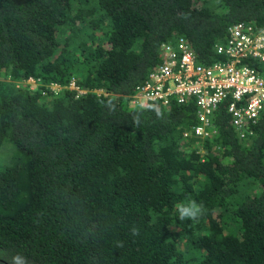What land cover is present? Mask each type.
I'll list each match as a JSON object with an SVG mask.
<instances>
[{
  "label": "trees",
  "instance_id": "obj_1",
  "mask_svg": "<svg viewBox=\"0 0 264 264\" xmlns=\"http://www.w3.org/2000/svg\"><path fill=\"white\" fill-rule=\"evenodd\" d=\"M239 20L264 0H0V264H264V107L202 138L193 99L129 104L163 42L211 63Z\"/></svg>",
  "mask_w": 264,
  "mask_h": 264
},
{
  "label": "built area",
  "instance_id": "obj_2",
  "mask_svg": "<svg viewBox=\"0 0 264 264\" xmlns=\"http://www.w3.org/2000/svg\"><path fill=\"white\" fill-rule=\"evenodd\" d=\"M224 58L201 63L187 38L178 36L160 46L161 61L134 87L129 96L133 107L168 104L175 98L183 103L193 99L197 122L183 131L184 136H212L217 132L213 112L228 98L226 105L236 129L254 121L264 107V24L239 20L228 25L224 42L217 45ZM39 81L27 76L18 82ZM54 90L64 87L85 92L74 80L67 85L51 82ZM101 92V91H97Z\"/></svg>",
  "mask_w": 264,
  "mask_h": 264
},
{
  "label": "clouds",
  "instance_id": "obj_3",
  "mask_svg": "<svg viewBox=\"0 0 264 264\" xmlns=\"http://www.w3.org/2000/svg\"><path fill=\"white\" fill-rule=\"evenodd\" d=\"M177 211L179 220L184 221L187 219L197 221L203 215L204 207L202 204L197 203L195 200H189L187 203L178 204ZM131 231L133 235H137L139 230L133 228ZM16 260L18 264L19 258H16Z\"/></svg>",
  "mask_w": 264,
  "mask_h": 264
},
{
  "label": "rangeland",
  "instance_id": "obj_4",
  "mask_svg": "<svg viewBox=\"0 0 264 264\" xmlns=\"http://www.w3.org/2000/svg\"><path fill=\"white\" fill-rule=\"evenodd\" d=\"M3 78H4V76H3ZM6 79L11 80V81H13L14 83H16V79H11L10 77H7ZM39 83H40L39 81H31V82L28 83V84H29V86H30L31 88H35Z\"/></svg>",
  "mask_w": 264,
  "mask_h": 264
}]
</instances>
